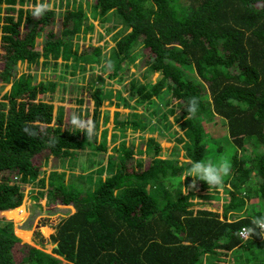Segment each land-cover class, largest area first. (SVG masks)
<instances>
[{
  "label": "trees",
  "instance_id": "1",
  "mask_svg": "<svg viewBox=\"0 0 264 264\" xmlns=\"http://www.w3.org/2000/svg\"><path fill=\"white\" fill-rule=\"evenodd\" d=\"M94 1L95 11H115L129 29L116 38L106 56L100 46L89 45L80 51L72 47L70 39L83 31L82 8L58 16L52 9L36 18L31 10L14 7L25 0H0V93L10 84L0 96V264H203L201 255L215 257L221 251L236 252L234 261L239 264H254L250 256L256 264H264V237L242 240L237 234L250 225L251 218L264 215V0ZM54 19L60 22L58 34L45 31ZM41 34L44 39L38 42ZM136 47L142 49L140 62L150 72H159L160 78L154 84L130 79L128 95L152 104L162 88L169 92L175 105L166 114L160 112L157 119L176 114L175 122L183 133L179 139L190 161L222 160L208 157L207 136L216 131L207 133L204 126L207 120L218 119L226 128L228 143L235 148L224 182L232 181L237 189L251 177L254 181L245 186L243 195L231 190L221 212L191 208L192 198L208 185L196 179L195 187L188 191L178 187L174 179L187 172L189 162L162 159L161 146L153 137L145 140L143 152L149 155L145 160L134 158L133 146L121 142L119 154L107 158L105 179L86 180L88 187L66 183L63 171H58L61 167L50 171L48 196L74 208L55 225L51 252L20 240L13 222L1 221V216L12 220L14 212L15 220H22V184L34 183L42 172V159L68 156L86 145L104 151L97 129L99 107L109 91L98 84L99 76L94 74L86 78L82 74L78 78L81 84L71 86L78 99L90 98L94 103L96 135L88 139L70 128L69 120L64 125L61 116L55 121L53 104L44 99L45 93L52 95L62 82L37 80L24 72L18 75L17 62L37 63L42 57L56 63L60 57L70 74L100 64L101 71L108 70L109 77L121 81L118 72L125 75L126 68H122ZM186 67L194 76L186 73ZM116 93L122 98L120 91ZM191 97L198 98L199 110L187 119ZM117 115L115 112L116 127L144 129V122L119 120ZM26 126L37 135L26 134ZM222 148L217 145L216 152ZM144 161H149V166L138 170ZM193 179L186 177L182 184L188 187ZM251 199H257L252 202L256 209L242 214ZM41 230L51 232L48 226ZM23 236L29 240V235ZM15 245L19 246L14 256Z\"/></svg>",
  "mask_w": 264,
  "mask_h": 264
},
{
  "label": "rangeland",
  "instance_id": "2",
  "mask_svg": "<svg viewBox=\"0 0 264 264\" xmlns=\"http://www.w3.org/2000/svg\"><path fill=\"white\" fill-rule=\"evenodd\" d=\"M47 2L52 4V9H54L55 14L54 16H58L65 10H71L77 7L84 10V15L81 20V29L83 31H80L79 34L70 39L72 47L77 51H80V48L81 50H85L89 45L100 46L102 54L106 56L113 47L115 41L129 31L115 11L108 10L102 14L99 13V11H95L93 9L94 0H47ZM34 3L32 0H25L23 4L16 2L14 7H22L30 10V6ZM59 25L60 22H58L57 19H54V22H51L45 31L51 29L55 34H58L60 30ZM45 31L43 32L44 34ZM44 34L43 36L41 34V36L38 37V42L43 41ZM133 51L134 53L130 62L127 60L122 68H126L125 75H122L121 71L118 72L121 75V81L117 80L116 77H109L108 70L101 71L100 64L91 66L87 65L84 70H79L74 74H70V69L63 66V61L60 57L57 58L56 63L52 59L49 61H43L44 58L42 57L39 58L37 63H29L25 60L17 62L16 71L18 75L24 72L35 76V79L37 80L46 79L62 82L52 95L48 92L45 93L44 99L53 104L55 121L61 116L63 118V125L67 123L73 112L81 115L82 118H90L93 120V100L90 98L78 99V93L75 94L74 90L71 88L75 83L81 84L79 83L78 78L82 74H84L85 78L91 74L99 76L98 84L102 86L104 90L109 91V96L106 94L107 97L104 98L102 105L99 107L100 116L97 129V138L103 143L104 151L96 152L93 145H86L79 151H74L68 156L54 158L50 155L46 161L42 159L41 162L39 161V164L42 166V172L37 179L34 180V183L22 184L24 188V198L21 207L25 214L22 220L17 222L14 217V212L12 214V220L1 216V221L13 222L14 232L20 240L22 239L24 242L48 253L51 252L55 246V242L51 238L55 225L65 215L74 211V208L71 205L61 204L59 201H54L52 200L54 198L48 196V175L51 170H55L57 167H61L58 171H63V180L66 183H74L76 185L88 187V180L92 182L100 177L105 179L109 171L106 167L107 158L109 155L114 154V156H117L119 154L117 149L120 147L119 145L121 142H125V146H128L129 148L133 146L134 158L145 160L149 155L143 152L145 148L144 143L145 140L150 137L155 138L160 144V154L162 159L176 158L179 162H190V159L185 157V151L183 148L184 142L179 139L183 136V133L175 122L176 114H168L166 119L161 121H158L157 119L160 112L161 114H166V110L173 108L175 105V101L170 102L169 92L162 88L159 97L157 96L152 104H149L147 101H139L128 95L126 85L130 79H137L140 84H154L160 78L159 72H150V70L140 62L142 49L136 47ZM0 52H2L1 49ZM185 71L188 75L194 76V72L191 68L186 67ZM87 84L82 82V85L84 86H87ZM9 89L10 84L5 85L3 89H1L0 96ZM116 91H120L124 100L118 97ZM1 100L0 97V101ZM115 112L119 113V115H117L119 120H140L144 122V129L141 131H133L131 128H125L122 130L119 127H116L114 125ZM135 112L139 116L134 118L131 114ZM141 117H143V119H141ZM217 120L218 119L213 117L211 121L207 120V122H204V126H206L205 129L208 131L207 133L212 130L216 131L213 134H210V136L214 137V140H212L210 136H207V141L209 143L208 151L210 148L208 157L212 156L215 159L222 158L229 161L235 148L228 143L229 140L227 139L226 128L221 127L219 120L216 122ZM70 128L75 129L71 125ZM104 129L106 130L101 135V131ZM219 144L222 145L223 148L217 153L216 148ZM99 155H102V157ZM149 164V161H144L142 168L138 170L146 169ZM135 167L136 169L138 168V166ZM184 174L185 173L174 179L175 183H178V187L183 191L187 184H182L183 181L179 183V180ZM88 175H90L89 179L86 177ZM41 178L44 179L43 183L40 181ZM254 179L255 178L253 177L249 178L247 182L243 183L240 187L238 186L237 189L231 185L232 181H229V183L224 182L221 188H207L200 193L198 192L196 196L192 198L191 208L211 209L221 212L222 203H225L228 200L229 192L233 190L237 191L238 195H243V189L245 186L247 184L251 185ZM241 190H243V192L239 193ZM244 200H246V198H244ZM251 200L246 201L242 214H248L256 209V205L252 202H256L257 199ZM236 215H240V212H237ZM236 215H232L231 218H235ZM44 226H48L51 229V232L44 234L41 230V227ZM23 235H29V240L26 241V239L23 238L25 237ZM18 246L19 245H15L13 248L12 252L14 256L17 254ZM236 255V252L224 253V251H221V253L215 257H207L205 254L201 255V261L203 264H239L234 261ZM249 258H252L254 264H256V261L252 256Z\"/></svg>",
  "mask_w": 264,
  "mask_h": 264
},
{
  "label": "clouds",
  "instance_id": "3",
  "mask_svg": "<svg viewBox=\"0 0 264 264\" xmlns=\"http://www.w3.org/2000/svg\"><path fill=\"white\" fill-rule=\"evenodd\" d=\"M30 10L33 17L42 18L44 14L52 10V4L47 0H36L34 4L30 6ZM110 66V65H109ZM199 110V100L196 97L189 98L186 107V118L191 119L196 115ZM69 124L79 131L86 134L88 139H92L96 135L95 122L90 118H82L81 115L73 112L69 119ZM23 131L29 136H36L35 131L30 130L29 127H24ZM190 168L180 178L179 183L185 180L186 177H193L192 183L188 187H184L186 191L188 188L195 187L196 179L205 181L209 189L221 188L224 183V177L228 176L231 171L230 162L227 159H222L218 163H213L212 160L202 161H190ZM242 219H248L246 216H242ZM239 223V221H235ZM259 229V231H257ZM264 233V215H259L251 218L250 225L242 227L237 233L242 239H252L254 235L262 236Z\"/></svg>",
  "mask_w": 264,
  "mask_h": 264
},
{
  "label": "built area",
  "instance_id": "4",
  "mask_svg": "<svg viewBox=\"0 0 264 264\" xmlns=\"http://www.w3.org/2000/svg\"><path fill=\"white\" fill-rule=\"evenodd\" d=\"M242 239V238H241ZM242 240H245V239H242Z\"/></svg>",
  "mask_w": 264,
  "mask_h": 264
}]
</instances>
